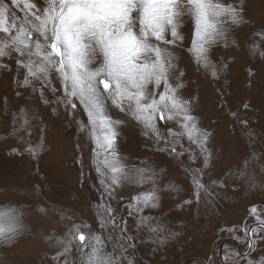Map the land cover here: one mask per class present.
I'll return each mask as SVG.
<instances>
[{
    "label": "snow or ice",
    "instance_id": "1",
    "mask_svg": "<svg viewBox=\"0 0 264 264\" xmlns=\"http://www.w3.org/2000/svg\"><path fill=\"white\" fill-rule=\"evenodd\" d=\"M243 12L242 4L227 0H0V69L11 70L6 61H13L17 73L23 76L17 83L30 88L42 104H54L53 114L62 107L68 117H74L82 109L87 122L76 123L94 144L92 159L108 201L120 199L117 189L125 181L152 182L153 188L133 196L125 211L130 217L133 210L137 213V232L146 228L152 243L164 245L167 236L162 233L167 229L162 224L153 225V217L140 215L146 208L159 206L157 173L149 167L130 166L120 157L118 128L126 120L113 119L109 108L135 122L143 136L153 139L157 151L173 159L187 155L195 163L197 153L191 147L185 149L182 143L187 139L190 146L199 149L206 168L211 159L207 147L210 133L198 126L191 100L181 94L184 72L177 66L175 51L184 42L182 28L188 17L192 22L188 51L199 67L217 77L210 51L220 43L228 45L231 31L246 23ZM256 35L264 41V32ZM252 50L264 56L260 45L253 44ZM3 110L7 111V98ZM29 112L22 107L11 113L10 134L24 132L25 136L19 137L24 142L23 151L36 157L45 147V129L41 122V143L33 145L26 139L32 135L31 121L36 119V114L29 116ZM232 115L237 117L236 113ZM158 122H172L175 127L170 125L165 134ZM239 122L245 127L248 123L243 119ZM11 151L20 153L18 148ZM255 158L253 154L251 159ZM248 163L246 160L244 169L236 175L255 187L254 174L247 172ZM186 171L191 173L195 202L203 200L208 206L214 203L212 192L202 180L203 169L189 167ZM213 184L227 187L226 182ZM191 203V199L183 201L185 205ZM101 207L103 211L97 213L100 232L90 230L86 234L82 229H90V225L72 223L64 236L52 233L45 237L55 241L53 264H136L129 254L136 248V235L128 228V221L118 216V208L111 203ZM37 211L47 214L44 207ZM248 215L255 221L253 226L244 223L228 229L240 233L233 238L244 243L248 251L242 254L225 249L220 264H241L242 259L253 264L248 257L264 245V210L258 211L253 205ZM22 216L16 208L0 211V244L12 246L24 234ZM65 218L71 219L62 213L61 219ZM210 259L216 264L214 258ZM258 264H264V255Z\"/></svg>",
    "mask_w": 264,
    "mask_h": 264
},
{
    "label": "rangeland",
    "instance_id": "2",
    "mask_svg": "<svg viewBox=\"0 0 264 264\" xmlns=\"http://www.w3.org/2000/svg\"><path fill=\"white\" fill-rule=\"evenodd\" d=\"M227 2L243 5L246 23L231 31L227 46L220 43L212 47L210 59L217 66V77L199 67L193 53L188 51L192 38V22L188 17L182 28L184 42L175 51L177 66L184 72L181 94L191 100L198 126L210 133L207 147L211 159L206 168L199 149L190 146L187 139L182 143L185 149L191 147L197 153L195 163L187 155L173 159L166 152L157 151L153 139L143 136L135 122L127 120L117 109L109 108L113 119L126 120L118 128L116 146L120 157L130 166L149 167L157 173L155 190L159 206L153 210L146 208L140 215L153 217V225L162 224L167 229L162 233L167 236L164 248L152 242V248L147 247L151 234L146 228L137 232V213L133 210L130 217L125 211L133 196L153 188L152 182L125 181L117 189L120 199L108 201L92 159L94 144L76 123L87 122L82 109L74 117H68L62 107L53 114L55 105L42 104L30 88L20 86L17 81L23 76L17 73L13 61H6L11 70L0 69V211L8 208L22 211L25 232L12 246L0 244V264H53L55 241L45 237L52 233L64 236L72 223L90 225V229H82L86 234L90 230L100 232L97 213L103 211V203L118 208V216L128 221V228L136 235V248L129 250L136 264H186L199 259L203 261L199 264H212L210 258L220 264L225 249L242 254L248 251L244 243L233 238L240 233H230L228 229L244 223L253 226L255 221L248 215L253 205L258 211L264 210V126L261 125H264V56L252 50L253 44L264 50V41L256 35L264 32V0ZM5 98L7 111L3 110ZM244 105H248L247 109ZM22 107L30 109L29 116L36 114V119L31 121L32 135L26 139L33 145L41 143V122L45 129V147L36 157L23 151L24 142L19 137L25 136L24 132L10 134L11 113ZM232 113L247 120V126ZM170 125L175 127L172 122H158L165 134ZM69 138L74 152H67L63 144ZM12 148L20 149V153H13ZM253 154L255 159H251ZM239 156L245 158L244 162L249 161L247 172L261 170L260 185H238L241 181L236 180V174L244 169L238 165ZM189 167L203 169L202 180L213 194L214 203L210 206L203 200L199 204L195 202L191 173L186 171ZM213 181L226 182L227 187H218ZM186 199L192 203L183 204ZM38 207H44L47 214L39 213ZM62 213L71 219L62 220ZM108 250L111 251V245ZM262 255L264 245L248 259L258 264ZM71 258H75V252ZM241 264L247 261L242 259Z\"/></svg>",
    "mask_w": 264,
    "mask_h": 264
},
{
    "label": "bare ground",
    "instance_id": "3",
    "mask_svg": "<svg viewBox=\"0 0 264 264\" xmlns=\"http://www.w3.org/2000/svg\"><path fill=\"white\" fill-rule=\"evenodd\" d=\"M188 28V27H187ZM189 29V28H188ZM188 36V35H187ZM128 123V122H127ZM262 126H264L263 125V123L261 124ZM131 128V127H130ZM133 129V128H132ZM123 131V130H122ZM125 133V132H124ZM63 144H64V146L66 145V147H67V152H74V149H73V147H72V143H71V139L69 138V139H66V140H64L63 141ZM239 148V147H238ZM241 148V147H240ZM242 155V154H241ZM243 160H245V158L243 159ZM242 160V158L239 156V160H238V165H239V167L240 168H242V166H244V161ZM239 171H241V170H239ZM258 171V172H257ZM257 171H248V173L249 174H254V176H255V181H256V186H258V185H260L261 184V170L259 171V170H257ZM235 174V173H234ZM233 177V176H232ZM231 177V178H232ZM235 177V176H234ZM236 177H238V176H236ZM236 180H240L241 181V183H239L238 185H240V186H242V185H247V186H249V184L246 182V180L245 179H243V178H239L238 177V179H236ZM167 183V182H166ZM263 183H264V180H263ZM263 183H262V185H263ZM261 185V186H262ZM263 187H264V185H263ZM146 188V187H145ZM238 189L240 190V189H243L242 187H238ZM126 192V191H125ZM164 193V192H163ZM151 209V208H150ZM153 210V209H152ZM197 214V213H196ZM205 214V213H204ZM196 216V215H195ZM207 216V215H206ZM205 216V217H206ZM203 217V216H202ZM204 218V217H203ZM144 236H145V234L143 235V241L145 242V238H144ZM150 242H151V239H149V244L147 245V247H149V248H152L151 246H150ZM158 247L159 246H161V245H159L158 243L156 244ZM155 247V246H154ZM162 248H164L165 246L164 245H162L161 246ZM258 249H259V247H258ZM262 249V248H261ZM259 252V251H258ZM254 255V254H253ZM257 255V254H256ZM254 260H255V258H254Z\"/></svg>",
    "mask_w": 264,
    "mask_h": 264
},
{
    "label": "water",
    "instance_id": "4",
    "mask_svg": "<svg viewBox=\"0 0 264 264\" xmlns=\"http://www.w3.org/2000/svg\"><path fill=\"white\" fill-rule=\"evenodd\" d=\"M199 263H203V261L202 260H192V261H189V262H187L186 264H199Z\"/></svg>",
    "mask_w": 264,
    "mask_h": 264
}]
</instances>
